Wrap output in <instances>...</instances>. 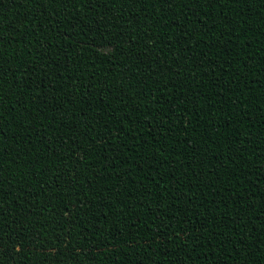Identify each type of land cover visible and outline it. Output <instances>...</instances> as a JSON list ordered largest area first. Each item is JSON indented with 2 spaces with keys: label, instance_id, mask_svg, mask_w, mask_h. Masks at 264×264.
<instances>
[{
  "label": "trees",
  "instance_id": "1",
  "mask_svg": "<svg viewBox=\"0 0 264 264\" xmlns=\"http://www.w3.org/2000/svg\"><path fill=\"white\" fill-rule=\"evenodd\" d=\"M0 264H264V0H0Z\"/></svg>",
  "mask_w": 264,
  "mask_h": 264
}]
</instances>
